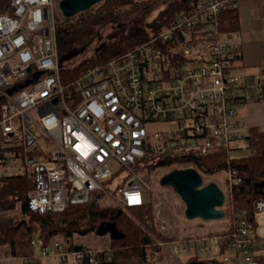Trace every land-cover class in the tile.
<instances>
[{
    "label": "built area",
    "instance_id": "2783aa9c",
    "mask_svg": "<svg viewBox=\"0 0 264 264\" xmlns=\"http://www.w3.org/2000/svg\"><path fill=\"white\" fill-rule=\"evenodd\" d=\"M239 2L197 0L176 11L156 35L65 83L57 43L59 0H10L0 11V178L26 177L32 184L29 207L40 214L94 201L129 212L153 201L137 168L147 156L183 160L180 166L198 169L204 184L205 172L191 158L224 152L229 165L245 138L237 107L264 103V63L236 76L244 67L239 33L226 31L220 19ZM154 122L171 128L148 131ZM114 163L120 166L114 169ZM122 168L126 177L114 188L112 178ZM222 171L224 216L213 220L224 225L159 243L181 264H264V196L254 201L251 219L232 203L233 187L241 183L237 170ZM160 205L153 202V219L164 233L169 226ZM31 239L39 258L111 264V240L105 248L71 249L64 238L45 240L34 233Z\"/></svg>",
    "mask_w": 264,
    "mask_h": 264
},
{
    "label": "trees",
    "instance_id": "16d2710c",
    "mask_svg": "<svg viewBox=\"0 0 264 264\" xmlns=\"http://www.w3.org/2000/svg\"><path fill=\"white\" fill-rule=\"evenodd\" d=\"M197 0H173L159 10L151 21L144 24H132L123 30L114 40L103 42L95 47L89 57H84L73 66L71 58L83 52L99 36L101 29L127 9L142 7L146 0H105L93 6L91 10L81 12L78 16L66 17L72 19L64 25L60 19L57 24V43L60 59H62V79L65 83L73 81L95 66L103 64L120 54L127 52L138 44L159 33L165 26L171 24L178 10L188 8ZM241 1V0H240ZM10 0H0V11L9 7ZM240 5V3H239ZM64 17V16H63ZM223 28L231 33L241 29L239 6L226 8L222 11ZM248 145L255 152L246 157H238L227 164L224 152L213 156L192 157L206 174L220 172L223 168H235L236 176L241 183L232 190L233 205L254 219V201L264 196V126L252 124L249 129ZM190 159V157H187ZM183 160L162 156L150 159L148 156L137 164L143 173L146 170L153 174L157 169L166 170L173 164H181ZM32 186L24 176H9L0 178V248L7 247L8 257L20 258L23 261L33 260L36 264H46L45 258L36 257L38 250L32 244V235H38L49 240L55 233L70 243L71 249L80 248L73 239L75 233L85 234L97 230L103 222H115L122 233L121 238H112L109 255L111 264H161L166 263L168 254L156 246L150 231L153 226V201L140 206L130 207L131 213L120 211L117 207L101 208L97 201L85 206H72L62 212L38 213L30 209L27 192ZM62 228H52L49 219L51 215L61 214ZM65 217L70 219L65 220ZM88 220V226L81 227V220ZM161 236V234L157 233ZM48 237V238H47ZM167 238V236H161ZM47 238V239H46ZM57 238V237H56ZM209 260L192 261L189 264H206ZM211 264L212 262L209 261ZM178 264V263H177Z\"/></svg>",
    "mask_w": 264,
    "mask_h": 264
},
{
    "label": "rangeland",
    "instance_id": "374dc122",
    "mask_svg": "<svg viewBox=\"0 0 264 264\" xmlns=\"http://www.w3.org/2000/svg\"><path fill=\"white\" fill-rule=\"evenodd\" d=\"M173 0H146V3L137 9H127L124 10L122 13H120L115 19H113L110 23H107L100 31L99 36L93 41L89 47H87L83 52H80L77 56H74L71 58L69 64L73 66L75 63L80 61L84 57H89L93 52L95 47L99 46L103 42H109L114 40L123 30H126L129 26L132 24H144L148 21H151L154 19V17L157 15L160 9L165 7L169 2H172ZM60 2V0H59ZM98 4V3H97ZM96 4V5H97ZM57 18L63 22L64 25L69 24L72 22V19H66V16L62 14V11L60 10L58 6L57 10ZM80 14V13H79ZM79 14L75 15L78 16ZM64 16V17H63ZM264 62V59H257L253 63H262ZM248 64V62H247ZM255 68L252 67H242L235 71V75H241L244 73H248L253 71ZM237 111L239 113V116L241 118V123L243 124V127L241 129L242 135L245 136L244 139L239 140V148L238 150H235L232 155L236 158L243 157L245 155H251L250 150L248 148V136L249 129L251 124H259L261 126H264V103L263 104H252L248 103L247 105H241L237 107ZM148 131L150 132H156L159 130H167L171 128V124L168 122H154L146 125ZM119 163H114L113 168L117 169L120 165ZM180 165L182 164H173L172 166L177 168H182ZM170 166L166 170L163 169H157L153 174H149L146 170H143V178L146 179L149 186L152 188V192H154L153 195V202H159L162 217L164 223H166L169 227L165 230V232H161L158 228L160 225L155 224L153 220V226L155 227V231L150 232L154 239V243L156 246H160L166 254H168V260L166 263L161 264H181L178 260L174 259L166 250L163 248V245L160 244V241H167L173 238H176L178 236H184V235H190L194 233H205V232H216L219 230L220 227L224 225L222 221L217 220H205L202 221L201 219H187L185 215V203L181 199V197L178 195L175 189L171 185H161L160 180L161 177L169 172V169L172 167ZM127 170L125 168L121 169L120 174L115 175L114 178H112V186L115 188L117 187L122 179L126 177ZM224 171L216 172L214 174H206L204 175V184L209 183L211 181L217 182L223 190H225V186L223 184L222 178L224 177ZM127 214L134 216L131 213V210L127 212ZM62 213L61 214H54L49 217L50 220H52L50 227L52 228H62L65 223L62 222ZM70 218L65 217V220H68ZM82 224L81 227L85 228V226H88V220H81ZM157 233L161 234V236H167V238H163ZM35 234H38V231L35 232ZM52 237L62 238V234H54ZM48 238V237H47ZM46 238V239H47ZM73 239L76 243L88 245L93 248H105L109 246V240H111V236L109 233H106L104 235H98L97 230H91L85 234L81 233H75L73 236ZM7 247L0 248V264H23V260L19 258H12L10 261H6V258H8L6 252ZM264 252V250H262ZM11 258V257H10ZM181 259L186 261L185 255H181ZM44 261L46 264H58V261L55 258H45ZM160 264V263H159ZM206 264H211L209 261H207Z\"/></svg>",
    "mask_w": 264,
    "mask_h": 264
},
{
    "label": "water",
    "instance_id": "95a60500",
    "mask_svg": "<svg viewBox=\"0 0 264 264\" xmlns=\"http://www.w3.org/2000/svg\"><path fill=\"white\" fill-rule=\"evenodd\" d=\"M105 0H60L59 8L66 17H73L81 12L91 10L97 3ZM62 64V59H60ZM202 174L194 167L176 168L161 177V185H171L185 203L187 219L202 218L204 220L219 219L224 216L221 206L225 202V193L217 182L203 184ZM109 233L112 238L123 235L116 223L99 224L97 234Z\"/></svg>",
    "mask_w": 264,
    "mask_h": 264
},
{
    "label": "crops",
    "instance_id": "0c3cea01",
    "mask_svg": "<svg viewBox=\"0 0 264 264\" xmlns=\"http://www.w3.org/2000/svg\"><path fill=\"white\" fill-rule=\"evenodd\" d=\"M239 3L241 29L238 40L242 45L240 61L245 67L255 68L264 63H253L257 59H264V0H241ZM12 258L15 257H8L6 261Z\"/></svg>",
    "mask_w": 264,
    "mask_h": 264
}]
</instances>
